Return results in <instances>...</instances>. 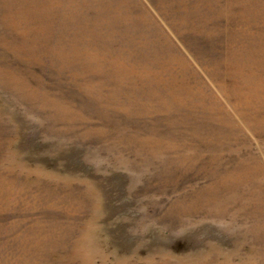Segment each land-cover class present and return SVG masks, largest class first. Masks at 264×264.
Wrapping results in <instances>:
<instances>
[{
    "label": "rangeland",
    "instance_id": "374dc122",
    "mask_svg": "<svg viewBox=\"0 0 264 264\" xmlns=\"http://www.w3.org/2000/svg\"><path fill=\"white\" fill-rule=\"evenodd\" d=\"M0 264H264V0H0Z\"/></svg>",
    "mask_w": 264,
    "mask_h": 264
},
{
    "label": "bare ground",
    "instance_id": "6f19581e",
    "mask_svg": "<svg viewBox=\"0 0 264 264\" xmlns=\"http://www.w3.org/2000/svg\"><path fill=\"white\" fill-rule=\"evenodd\" d=\"M213 199L214 197L203 196L200 192H196L191 196L183 195L181 199H178L177 202L171 206V208L162 213L158 220H166V224L170 229L185 228L201 221L202 218H199L201 214L202 217H206V214L204 215L205 209L202 208H205L208 205V202H213V209L211 210H215ZM207 210H209V212H206L207 216L214 218L215 212L211 211L210 208H207ZM193 261L196 263H198V261L200 263H205L204 258H198Z\"/></svg>",
    "mask_w": 264,
    "mask_h": 264
}]
</instances>
